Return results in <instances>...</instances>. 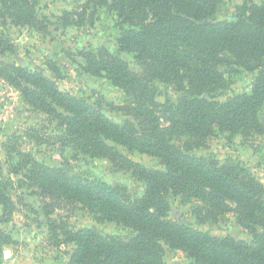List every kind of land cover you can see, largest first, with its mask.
Returning <instances> with one entry per match:
<instances>
[{
    "label": "trees",
    "instance_id": "1",
    "mask_svg": "<svg viewBox=\"0 0 264 264\" xmlns=\"http://www.w3.org/2000/svg\"><path fill=\"white\" fill-rule=\"evenodd\" d=\"M86 1L82 11H67L68 19L74 15L85 22L88 9L105 6L116 13L122 28L116 51L84 49L83 69L107 77L131 95L129 118L114 121L102 104L62 91L41 70L16 65L6 70L7 81L26 103L57 123L58 137L66 146L85 157L107 159L144 184L141 196H131L123 185L73 176L35 161L11 171L22 173L21 182L40 188L51 210L78 203L100 220L127 230L105 235L95 226L74 230L50 219L51 231H60L56 237L74 244L66 264H167L166 246L186 253L189 264H264V184L238 161L192 152L223 133L248 139L264 136V0H245L231 20L215 18L223 0ZM38 4L0 0V20L37 27ZM10 48L0 34V51ZM122 53L133 54L138 69ZM240 70L254 74L251 91L220 100L230 77ZM161 83L179 97L159 103L155 97ZM158 107L169 115L168 125L161 124ZM120 147L153 156L163 168H148ZM13 183L0 178L5 216L1 222L15 209ZM170 192L202 201V222L236 213L249 237H218L173 221Z\"/></svg>",
    "mask_w": 264,
    "mask_h": 264
},
{
    "label": "rangeland",
    "instance_id": "2",
    "mask_svg": "<svg viewBox=\"0 0 264 264\" xmlns=\"http://www.w3.org/2000/svg\"><path fill=\"white\" fill-rule=\"evenodd\" d=\"M260 3L262 0H247ZM86 0H39L37 6L40 23L37 27L20 25L10 18L0 20V34L8 39L11 48L0 51V178H11L14 182L10 196L15 205L6 222L0 205V264H66L74 248L73 243L52 232L50 219L64 222L71 229L97 227L105 235L125 233L122 224L102 221L98 214L81 204L48 207L50 199L42 190L33 188L30 182H21L22 173L11 171L26 166L28 161L64 170L82 178H101L112 184L127 187L131 196H141L143 182L130 171L114 166L107 159L83 156L66 146L58 137L57 123L26 103L22 94L6 78L9 66H22L32 71L41 70L56 81L59 88L77 96L87 97L102 104L104 112L116 122L130 117L131 95L115 86L105 76L86 72L82 56L84 49L107 47L117 50V37L122 25L115 12L105 6L88 9L85 22L66 12L83 10ZM245 0H223L215 16L217 20L233 19L238 7ZM78 21V22H77ZM121 56L138 69L133 54ZM254 74L244 70L230 77L229 89L219 97L225 100L233 93L251 91ZM179 94L166 84H159L155 99L165 103L167 98L176 99ZM131 102V104H130ZM162 125L169 124V115L157 108ZM264 123V106L260 112ZM121 151L132 160L151 169H162L161 162L148 154ZM199 156H215L220 161L233 159L246 166L264 184V136L244 138L223 133L212 138L207 147L192 151ZM28 166V165H27ZM169 218L173 221L210 232L214 236L248 238L249 233L238 222L234 212L220 216L216 222H202L198 216L205 204L198 199L187 200L184 196L170 192ZM61 239V240H60ZM63 241V242H62ZM167 264H189L191 258L181 250L165 247Z\"/></svg>",
    "mask_w": 264,
    "mask_h": 264
}]
</instances>
